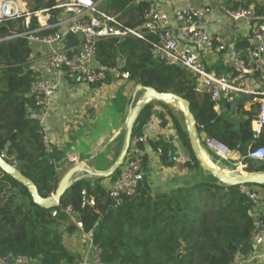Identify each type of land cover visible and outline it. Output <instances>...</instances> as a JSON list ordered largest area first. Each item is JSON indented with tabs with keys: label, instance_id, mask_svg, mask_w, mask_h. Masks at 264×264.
<instances>
[{
	"label": "trees",
	"instance_id": "trees-1",
	"mask_svg": "<svg viewBox=\"0 0 264 264\" xmlns=\"http://www.w3.org/2000/svg\"><path fill=\"white\" fill-rule=\"evenodd\" d=\"M24 1L32 13L51 8V21L56 20L59 13L53 8L56 0ZM148 4V0H104L101 6L124 25L136 27L144 21ZM23 19L24 16L0 23V153L6 149L3 158L32 180L41 197H48L55 192L70 164L61 167L64 155L56 147L50 153L45 152L41 141L34 100L29 94L28 62L33 48L26 36L10 37L25 29ZM35 25L36 19L32 17L31 26ZM54 29L39 35L53 33ZM248 38L238 46L248 45ZM81 42L79 35L66 36L67 47L76 48ZM94 60L96 65L106 67L120 65L135 86L142 84L158 92H177L190 104L198 140L203 131L238 151L246 163L245 171H264V163L247 156L250 148L264 146V128L255 137L251 127L257 104L249 110L243 105L234 109L221 105L215 110L206 94L196 90L187 70L155 58L150 53V42L140 39L100 40L95 46ZM157 103L164 110L155 111L154 104L147 102L133 126L128 153L134 149L133 156H142L144 172L136 191L124 195L117 207L111 205L102 182L114 181L120 168L108 178L74 181L60 198L56 216L51 215L52 208L35 204L28 189L0 169V256L19 253L36 258L39 264H60V260L77 264L78 256L63 240V233L69 234L76 227L62 210L68 205L78 213L83 231L87 235L92 231L91 243L101 248V259L107 264H235L239 254L251 253L254 227L251 194L257 192L253 187L264 190V185H249L248 194L243 186L226 185L202 169L179 117L170 106ZM153 117L161 127L172 126L186 158L181 162L182 175L175 174L172 187L167 189L153 186L149 157L142 152L145 142L162 165L171 167L176 162L169 155L176 150L175 145L161 136L156 139L144 136L145 126ZM207 153L216 163L217 157ZM82 189L95 198V207H81Z\"/></svg>",
	"mask_w": 264,
	"mask_h": 264
},
{
	"label": "built area",
	"instance_id": "built-area-1",
	"mask_svg": "<svg viewBox=\"0 0 264 264\" xmlns=\"http://www.w3.org/2000/svg\"><path fill=\"white\" fill-rule=\"evenodd\" d=\"M104 0H56L53 8L59 11L54 22L51 8H42L30 12L24 0H0V23L5 19L24 16V30L10 37L26 36L34 50V56L40 52L37 63L31 69L29 94L33 97L39 134L45 152L53 149L51 139L45 133L51 97L64 79L89 85L104 83L108 78L114 80L129 79V73L121 66L106 67L96 65L94 50L98 41L132 37L150 42V53L157 59L170 64H181L189 72L196 84V90L203 91L213 108L219 110L221 105L248 97L245 104L258 105L251 123L254 136L261 134L264 128V88L253 83L252 75L256 69L264 72V17L255 13L249 6L242 5L245 0H232L231 7L224 13L234 23L244 21L248 25L251 42L240 52L232 64L225 65L224 71L207 64L203 54L227 50V42L219 36L208 34L200 27V22L207 9L197 7H179L174 11L173 24L169 23L168 13L160 3H174L177 0H148V8L141 25L130 27L121 23L115 16L103 9ZM32 17L36 25L31 26ZM55 28L53 33L39 35L40 32ZM79 35L82 42L76 47H67L68 34ZM182 40L186 46L180 44ZM31 56V58H35ZM202 129V126H200ZM203 147L217 160L227 162L236 169H244L246 163L238 151L230 149L218 139L200 133ZM142 140V137L139 138ZM199 141V142H200ZM131 149L127 153L116 179L107 187V196L113 207L122 203L124 195L133 194L143 177V158L133 156ZM161 150L158 149L157 153ZM173 161H185L177 151L170 154ZM247 156L256 161H264V146L250 148ZM243 171V170H242ZM253 193L254 207L252 216L254 227L251 231L252 246H264V190L257 188ZM51 209V215L58 213L57 206ZM96 206L95 198L85 189L81 191V207ZM63 212L74 225L83 231V223L77 212L66 206ZM87 235V234H86ZM92 247L91 260L88 264H107L101 259V248ZM37 259L26 254L8 253L0 256V264H28Z\"/></svg>",
	"mask_w": 264,
	"mask_h": 264
},
{
	"label": "crops",
	"instance_id": "crops-1",
	"mask_svg": "<svg viewBox=\"0 0 264 264\" xmlns=\"http://www.w3.org/2000/svg\"><path fill=\"white\" fill-rule=\"evenodd\" d=\"M232 4V0H177L171 4L160 3V6L168 13L170 25L174 23V11L179 7L207 9L200 27L210 35L221 37L227 42L228 47L223 53H206L202 58L207 64L224 71L225 65L232 64L239 57L244 47L238 46L239 43L249 37L247 23L244 21L234 23L224 13ZM242 5L249 6L257 15L264 17V0H245ZM248 41L251 42V38H248ZM180 44L186 46L182 40ZM36 52L35 56L34 50L32 52L35 58L28 62L29 68L35 66L41 54ZM252 79L255 85L264 88V72L259 68L253 73ZM134 92L135 85L128 80L108 79L95 85L67 79L61 82L51 97L44 125L52 146L64 155L61 167H66L67 164L71 167L81 162L90 169L103 170L113 164L124 144L125 121L131 102L141 95ZM250 107L248 104L243 105L245 110H249ZM169 127H161L158 120L153 117L145 126L144 136L147 139L161 136L163 140L176 145L177 138ZM174 151L183 156L180 149L176 148ZM142 152L149 157L150 178L155 188H170L172 177L175 174L182 175L183 170L176 168V164L171 167L162 165L158 155L145 142ZM80 174L81 172L75 175ZM110 182L106 179L102 184L108 187ZM63 237L65 246L78 256L77 264H88L92 253L89 235L75 227L69 234L64 232ZM28 264L39 262L36 260ZM60 264L65 263L60 260ZM235 264H264V246H252L251 253L239 254Z\"/></svg>",
	"mask_w": 264,
	"mask_h": 264
},
{
	"label": "water",
	"instance_id": "water-1",
	"mask_svg": "<svg viewBox=\"0 0 264 264\" xmlns=\"http://www.w3.org/2000/svg\"><path fill=\"white\" fill-rule=\"evenodd\" d=\"M181 69L185 67L181 64H177ZM141 93V95L133 102L129 107L128 116L125 121V139L123 147L113 164L103 170H93L86 167L83 163L78 162L72 165L64 175L61 177L55 192L48 197H41L38 193L36 185L24 176L15 165L10 164L3 158V153H0V169L14 178L17 182L25 186L31 194L32 200L35 204L43 207L45 209H51L59 203L60 198L64 192L71 186L74 181H77L86 177H104L108 178L116 172L118 168L123 164L128 150L131 144L133 126L137 120L140 109L149 102V100L154 99L161 102L176 101L181 105L182 114L185 119V130L188 136V140L191 149L198 159L200 166L205 171L211 173V175L217 178L219 181L226 185H240L244 187V190L249 194V185L259 186L264 185V171L259 172H248L239 171L237 169H231L228 165L223 164L221 161L217 160L214 165L208 163L205 159L200 142L198 140L197 134V122L190 110V104L188 100L181 97L177 92H158L153 87L143 86L142 84H137L135 86V92ZM249 99L244 96L242 99L232 101L226 105L227 109H234L245 103ZM148 125V124H147ZM81 172L80 175H75ZM252 195V194H251ZM92 235V231L89 232Z\"/></svg>",
	"mask_w": 264,
	"mask_h": 264
},
{
	"label": "rangeland",
	"instance_id": "rangeland-1",
	"mask_svg": "<svg viewBox=\"0 0 264 264\" xmlns=\"http://www.w3.org/2000/svg\"><path fill=\"white\" fill-rule=\"evenodd\" d=\"M149 102H152V103L154 104L155 111L164 110V107L160 106V105L157 103V100L151 99V100H149ZM163 103H165L166 105L170 106V107L173 109V111L175 112V114L179 117V119L181 120V122H182L183 125L185 126V119H184V116H183V114H182V108H181V105H180L178 102H176V101L163 102ZM223 114L225 115L226 112L223 111ZM169 129H171V130L173 131L172 126H170ZM174 136H175V135H174ZM175 137H176V136H175ZM176 138H177V137H176ZM199 141H200V140H199ZM175 142H176L175 147H176L177 149H180L181 152L183 153V152H184V149L181 147L180 142H179V139L177 138V139L175 140ZM200 145H201V148H202L203 154H204L206 160L208 161V163H210L211 165H214L215 162H212V161L210 160V155L207 153L206 149H205V148L203 147V145L201 144V141H200ZM181 162H182V161H176V162H175V164H176L175 167L181 169L182 166H183V164H182ZM259 162H260V161H259ZM261 162L264 163V161H261ZM223 164L227 165L228 163H227V162H223ZM235 169H236V168H235ZM237 170H239V171H242V170L245 171V168H244V169L239 168V169H237ZM86 178H87V179H92V177H86ZM156 180H157V179H156ZM154 184H155V183H154ZM155 185H156V184H155ZM257 188H258V187H253V189H257ZM260 189H261V188H260ZM262 190H263V189H262Z\"/></svg>",
	"mask_w": 264,
	"mask_h": 264
},
{
	"label": "bare ground",
	"instance_id": "bare-ground-1",
	"mask_svg": "<svg viewBox=\"0 0 264 264\" xmlns=\"http://www.w3.org/2000/svg\"><path fill=\"white\" fill-rule=\"evenodd\" d=\"M205 157V156H204ZM206 159V158H205Z\"/></svg>",
	"mask_w": 264,
	"mask_h": 264
}]
</instances>
